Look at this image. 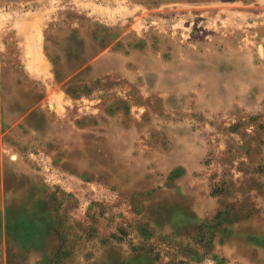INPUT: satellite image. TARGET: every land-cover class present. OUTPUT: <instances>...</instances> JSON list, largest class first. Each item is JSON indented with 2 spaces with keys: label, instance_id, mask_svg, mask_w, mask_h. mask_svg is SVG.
Segmentation results:
<instances>
[{
  "label": "rangeland",
  "instance_id": "obj_1",
  "mask_svg": "<svg viewBox=\"0 0 264 264\" xmlns=\"http://www.w3.org/2000/svg\"><path fill=\"white\" fill-rule=\"evenodd\" d=\"M107 1L139 12L78 8ZM211 1L245 4L0 0L55 9L39 34L52 86L1 40L0 264H264V27L207 41L188 9ZM215 226L234 231L220 243Z\"/></svg>",
  "mask_w": 264,
  "mask_h": 264
},
{
  "label": "crops",
  "instance_id": "obj_2",
  "mask_svg": "<svg viewBox=\"0 0 264 264\" xmlns=\"http://www.w3.org/2000/svg\"><path fill=\"white\" fill-rule=\"evenodd\" d=\"M243 2L245 4L242 6H233L227 5L224 2L211 1L205 2V8H189L188 10H191L189 12L197 18L199 24L205 25V40L212 41L213 38L218 39L220 36H231L232 38H239L241 40L240 44H248L252 42V39L254 40L257 37L256 30L264 27V2L262 0L259 3L258 0H244ZM71 8L74 9V7ZM78 8L109 25L115 24L117 21H124L129 16L139 12L138 9L131 7L129 3L127 5L122 3L115 6L111 1L105 3H83L82 7ZM54 10L52 8L47 12L42 11L41 15L24 14L20 17L13 10H9L8 12L0 11V45L3 36L9 35V33L15 36L17 46L20 49L19 58L25 76L29 80L46 85L47 87L54 84V73L51 70L49 60L44 54L43 42L39 34L53 19ZM171 12L178 13L179 11L171 9ZM37 19L39 21L36 22ZM242 30L245 31L241 32ZM246 31L247 33L248 31H254V33H244ZM61 78L60 82H55L60 84L59 92L67 93L65 87L70 83L71 76H61ZM55 107L58 110L59 105H55ZM97 148L98 151L102 149L99 144H97ZM105 156H107V153ZM85 161L79 159V168L84 167ZM114 164L117 165L113 162ZM108 165L109 167L113 166L112 162ZM117 173H119V169ZM157 224L163 227L160 223ZM254 243L264 248V245H259L262 244L259 241H255Z\"/></svg>",
  "mask_w": 264,
  "mask_h": 264
},
{
  "label": "trees",
  "instance_id": "obj_3",
  "mask_svg": "<svg viewBox=\"0 0 264 264\" xmlns=\"http://www.w3.org/2000/svg\"><path fill=\"white\" fill-rule=\"evenodd\" d=\"M221 216H222V213H221ZM219 227V226H218ZM217 226H215V230L219 231V236H217L218 240L220 243L224 242V240L226 238H229L230 237V233L233 232L234 230L231 229V228H226V227H221V228H218ZM217 228V229H216ZM213 234V233H212ZM216 234V232H214V235ZM213 235V238L215 237Z\"/></svg>",
  "mask_w": 264,
  "mask_h": 264
}]
</instances>
